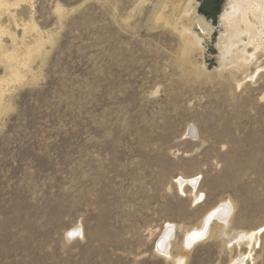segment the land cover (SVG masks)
Wrapping results in <instances>:
<instances>
[{
	"label": "rangeland",
	"instance_id": "obj_1",
	"mask_svg": "<svg viewBox=\"0 0 264 264\" xmlns=\"http://www.w3.org/2000/svg\"><path fill=\"white\" fill-rule=\"evenodd\" d=\"M197 1L214 28L195 25L204 48L189 53L161 18L173 16L169 0H22L14 17L0 11L20 39L22 19L46 39L0 115V264H173L158 247L168 224L179 226L176 255L181 228L229 199L230 230L259 232L254 249L242 245L245 264H264V71L220 68L227 0ZM178 177L196 179L197 196ZM221 242L198 243L187 264H229Z\"/></svg>",
	"mask_w": 264,
	"mask_h": 264
},
{
	"label": "bare ground",
	"instance_id": "obj_2",
	"mask_svg": "<svg viewBox=\"0 0 264 264\" xmlns=\"http://www.w3.org/2000/svg\"><path fill=\"white\" fill-rule=\"evenodd\" d=\"M21 2L22 0H0V11L9 15L11 14L10 16L13 15L14 17L15 14L11 11V7H17ZM169 2L173 4L172 18L169 19V17L161 16L162 11L160 16L168 25H171L178 31L185 52L189 53L197 47L204 48V38L195 32L193 27L196 25L205 36H209L212 34L214 26L199 12L198 1L169 0ZM57 9L59 11L62 8L59 6ZM31 20L25 21L22 19L20 24H18L20 21H15L16 23L18 22V26L22 25L24 31L21 39L7 25L5 26L0 22V54L3 58L0 57L6 60L4 62H6L5 68L7 71L5 75L0 76V115L6 114L7 110L11 107L10 103H8L10 101L7 102L6 100V96L16 89L11 88V86L25 81L24 79H26L27 75L23 71L25 70L24 66L28 68L30 60H32L37 52H41L40 54H42V50L46 44V42L44 44V40L46 39L43 38L42 33L39 31L40 29ZM220 20L225 28V31L221 32L218 40V47L223 57L220 68L233 70L242 74L247 73L246 77H252L255 74V70H258L256 72L264 71V64L258 66L259 59L264 57V0H227V7L221 14ZM32 32H36V35L30 36ZM4 35H9L13 39V43H16V48L14 47L10 51L7 49V45L3 42ZM49 39L47 38V40ZM251 68H255V70L249 73L248 71ZM188 135L196 136L193 128L190 129ZM176 180L178 181L180 191L185 193L187 190L184 186L190 184L196 194V179L178 177ZM232 208L235 209V205H232L231 199L222 200L217 206L207 211L198 224L192 227H182L183 237L181 245H178L179 250L176 255H173V248L176 245L175 239L177 238L179 226L175 223H169L158 240L159 251L165 254L166 257L172 258L173 264H187L188 252L195 245L211 237H217L231 253L229 264H245L247 258L250 257V253L243 252L242 245H247L251 250L254 249L259 232L230 230L232 224L230 210ZM79 233V227L76 226L68 231V237L70 238V234L77 235ZM236 249H239V251L233 257V251Z\"/></svg>",
	"mask_w": 264,
	"mask_h": 264
}]
</instances>
